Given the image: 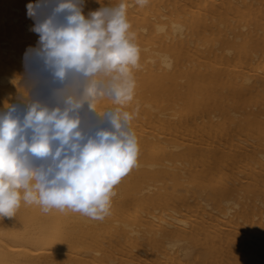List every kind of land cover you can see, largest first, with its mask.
I'll return each instance as SVG.
<instances>
[{
	"label": "bare ground",
	"instance_id": "obj_1",
	"mask_svg": "<svg viewBox=\"0 0 264 264\" xmlns=\"http://www.w3.org/2000/svg\"><path fill=\"white\" fill-rule=\"evenodd\" d=\"M39 2L0 0V112L29 98ZM123 2L141 50L137 165L102 221L23 203L0 217V264H264V0Z\"/></svg>",
	"mask_w": 264,
	"mask_h": 264
},
{
	"label": "clouds",
	"instance_id": "obj_2",
	"mask_svg": "<svg viewBox=\"0 0 264 264\" xmlns=\"http://www.w3.org/2000/svg\"><path fill=\"white\" fill-rule=\"evenodd\" d=\"M148 2L134 0L141 8ZM27 7L39 41L25 53L29 98L0 112V217L14 216L23 203L102 221L139 155L127 105L141 50L128 5L121 0L87 16L81 0ZM105 99L114 106L98 111Z\"/></svg>",
	"mask_w": 264,
	"mask_h": 264
}]
</instances>
